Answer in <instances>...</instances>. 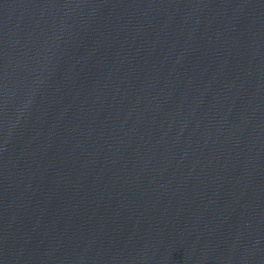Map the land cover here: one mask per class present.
<instances>
[{
    "label": "water",
    "instance_id": "water-1",
    "mask_svg": "<svg viewBox=\"0 0 264 264\" xmlns=\"http://www.w3.org/2000/svg\"><path fill=\"white\" fill-rule=\"evenodd\" d=\"M0 264H264V0H0Z\"/></svg>",
    "mask_w": 264,
    "mask_h": 264
}]
</instances>
